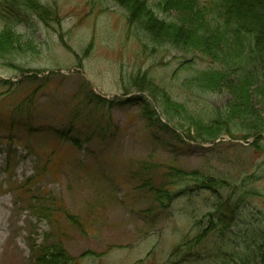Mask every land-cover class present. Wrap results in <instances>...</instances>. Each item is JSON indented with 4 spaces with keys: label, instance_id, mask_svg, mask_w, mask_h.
<instances>
[{
    "label": "rangeland",
    "instance_id": "374dc122",
    "mask_svg": "<svg viewBox=\"0 0 264 264\" xmlns=\"http://www.w3.org/2000/svg\"><path fill=\"white\" fill-rule=\"evenodd\" d=\"M34 2L36 14L0 0V32L12 27L23 49L0 58V264H38L34 253L56 243L73 264H264V139L199 143L192 138L202 130L174 127L139 100L151 82L200 117L223 112L241 96L188 88L216 65L174 48L170 37L161 45L159 23L148 31L131 25L128 10L141 2ZM152 9L167 35L189 21L180 10ZM247 67L248 94L264 119V96L253 93L264 91V58ZM89 89L111 106L92 102ZM244 121L234 118L231 132L242 137ZM58 132L79 138L80 147ZM178 173L224 189L174 188L160 207L153 189ZM194 239L201 242L182 245Z\"/></svg>",
    "mask_w": 264,
    "mask_h": 264
},
{
    "label": "trees",
    "instance_id": "16d2710c",
    "mask_svg": "<svg viewBox=\"0 0 264 264\" xmlns=\"http://www.w3.org/2000/svg\"><path fill=\"white\" fill-rule=\"evenodd\" d=\"M132 1L141 2L143 5H136L128 10V22L131 25L136 21L148 31L149 28L152 29L161 24V28H158L161 31L158 36V40L162 41L161 45H170L171 42L168 38L170 37L175 40V43L173 42L174 48L181 52H193L202 55L208 58L210 63L216 65L200 72L198 79L193 78L191 80L193 82L190 83L188 88L191 87V90L194 91L205 90L204 92H219L227 89L234 97L241 96L237 102L233 103L232 101L228 104L225 111H216L208 117H200L192 112L188 105L173 101L166 91L161 88L158 91L156 85L148 82L147 89L136 87L138 91L141 88L148 95L146 98L144 97L145 94L142 93L144 96L140 97V103L156 116L152 107L154 103L160 111L161 117L174 127L179 128L190 125V127L202 130L196 131V137L192 138L193 141H199V143H213L223 136L242 140L254 137L253 144L256 140L261 142L264 139V119L261 113L253 109L248 94V90L252 86L254 87L252 85L254 80L248 72L249 67L247 65L250 60L264 58V0H153L152 7L148 4V0ZM18 5L32 14L40 11V7L34 0H18ZM152 8H156L164 14L170 10H180V13L187 15L189 21H180V25H170L169 27L174 28V31L171 30L167 35L166 21L157 18V13ZM21 39L20 35L13 32L12 27L6 26L3 28L0 32V58L4 59L13 54L22 53L23 49L18 45L22 41ZM2 83L7 84L6 82ZM127 93L129 91L125 92V96L130 95V93ZM253 93L264 96L262 89H258ZM88 97L92 102L96 100L97 103H102L103 106L106 104L111 106L112 104V101L95 95L91 89H89ZM241 98H243L242 101ZM133 101L136 100L116 99L115 103L125 105L132 104ZM170 103L172 104L170 105ZM78 113V111H75L73 121L80 119ZM239 116L245 118L244 122L249 125L247 132L242 137L239 136L240 132L234 134L230 130L232 120ZM156 120L160 123L159 118ZM107 129L101 128L102 132ZM29 131L33 133V129H29ZM65 132H58L56 135L60 138L66 137L74 146L80 147L81 141L79 138L67 137ZM217 183L218 181L215 182L214 179L208 180L198 175L193 176L191 181L188 182L186 181V175L178 173V175L169 177L167 181L155 187L153 192L156 196V202L160 204V207L165 208L167 206L166 201H170L172 196H176L173 193L176 190L174 188H180L179 194H184L185 191L192 190V188L188 190L187 187L193 184L195 190L203 189L217 194L216 189H224V187H217ZM220 207L224 209L225 205ZM38 212L47 221L53 220L52 213L45 211L44 208L39 209ZM71 220L81 227L77 220ZM206 233L205 229L201 235ZM193 241L195 239L182 245L184 247L189 244L197 245L201 242V239ZM179 248L180 246L176 250ZM33 256L36 257L38 264H73L74 262L60 243L45 246L37 254L34 253Z\"/></svg>",
    "mask_w": 264,
    "mask_h": 264
}]
</instances>
